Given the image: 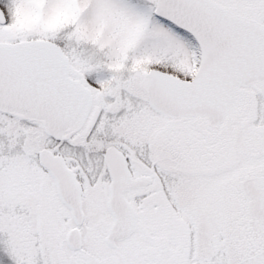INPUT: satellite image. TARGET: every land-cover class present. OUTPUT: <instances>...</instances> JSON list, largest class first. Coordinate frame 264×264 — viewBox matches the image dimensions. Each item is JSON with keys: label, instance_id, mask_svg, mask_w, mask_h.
<instances>
[{"label": "snow or ice", "instance_id": "snow-or-ice-1", "mask_svg": "<svg viewBox=\"0 0 264 264\" xmlns=\"http://www.w3.org/2000/svg\"><path fill=\"white\" fill-rule=\"evenodd\" d=\"M0 264H264V0H0Z\"/></svg>", "mask_w": 264, "mask_h": 264}]
</instances>
